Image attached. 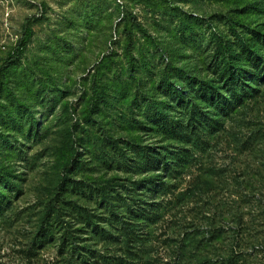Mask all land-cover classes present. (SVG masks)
I'll return each instance as SVG.
<instances>
[{"label":"rangeland","instance_id":"obj_1","mask_svg":"<svg viewBox=\"0 0 264 264\" xmlns=\"http://www.w3.org/2000/svg\"><path fill=\"white\" fill-rule=\"evenodd\" d=\"M26 18L33 35L0 88L1 144L10 141L0 146V264H66L58 244L31 247L67 154H79L83 166L69 175L87 183L90 196L74 198L104 216L101 197L89 191L125 195L141 179L105 164L97 153H111L104 137L124 149L133 141L169 145L141 130V100L171 101L166 88L184 85L174 67L182 77L213 79L215 40L251 35L248 28L264 32V0H0V69ZM205 138L159 198L160 218L130 248L136 254L119 244L97 249L138 264H195L199 255L218 262L242 235L246 263L264 264V250L252 248L264 231L251 220L253 189L264 185V85Z\"/></svg>","mask_w":264,"mask_h":264},{"label":"trees","instance_id":"obj_2","mask_svg":"<svg viewBox=\"0 0 264 264\" xmlns=\"http://www.w3.org/2000/svg\"><path fill=\"white\" fill-rule=\"evenodd\" d=\"M42 5L44 7V3ZM247 31L251 35L239 34L234 41L215 40L212 56L217 69L213 71V79L197 81L192 76L182 77L180 69L174 67L173 76L182 78L179 82L184 85L178 89L172 83L164 90V96L171 101L157 96L141 100V130L145 134L150 132L153 136H161L162 140L170 141L169 145H143L133 141L124 149L118 144L120 140L104 137L106 143L102 145L111 153L103 149L97 153L105 164L112 161L117 168L141 174V179L133 182L134 186L126 188L125 195L114 188L115 194H111L99 186L89 191L101 197L104 216L89 212L74 198L75 195L89 196L85 193L88 184L69 175L72 169L81 168L83 163L77 152L67 154L66 172L43 211L33 238L32 252L41 246L58 244L62 261L66 264H138L133 258L97 249V245L102 243L107 249L119 244L136 254L130 248L142 245L145 229L160 218L162 202L159 198L172 191V179L184 171L194 150L203 148L207 134L220 130L224 116L237 111L247 100L260 96L264 85V32L251 28ZM32 35L29 18H26L21 36L0 69V88L3 71L19 61ZM212 39L210 37L208 41L213 42ZM6 113L5 117L1 116L3 123L11 127L15 119L10 112ZM27 133L33 134L31 128ZM2 141L0 138V146L8 147L10 141L4 139L6 143L1 144ZM8 156L9 152L5 157ZM252 199H255V207L251 208L256 216L251 220L264 231V185L253 189ZM240 236L234 237L236 245L216 260L218 262L208 255H199L195 264H247L244 251L238 247ZM256 237L261 239L260 244L252 245V248L254 251L264 250V234Z\"/></svg>","mask_w":264,"mask_h":264}]
</instances>
